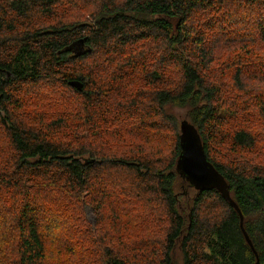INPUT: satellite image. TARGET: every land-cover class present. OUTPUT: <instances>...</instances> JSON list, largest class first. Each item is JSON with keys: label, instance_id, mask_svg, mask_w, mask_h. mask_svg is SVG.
<instances>
[{"label": "trees", "instance_id": "trees-1", "mask_svg": "<svg viewBox=\"0 0 264 264\" xmlns=\"http://www.w3.org/2000/svg\"><path fill=\"white\" fill-rule=\"evenodd\" d=\"M261 80L264 0H0V264H264Z\"/></svg>", "mask_w": 264, "mask_h": 264}, {"label": "water", "instance_id": "water-1", "mask_svg": "<svg viewBox=\"0 0 264 264\" xmlns=\"http://www.w3.org/2000/svg\"><path fill=\"white\" fill-rule=\"evenodd\" d=\"M68 84L77 91H81L83 87L81 81H70ZM180 128L181 152L176 161V171L194 189L200 191L215 190L239 213L237 207L230 200L223 177L207 161L200 137L195 129L186 122H182ZM239 217L242 227V217L241 215Z\"/></svg>", "mask_w": 264, "mask_h": 264}, {"label": "rangeland", "instance_id": "rangeland-1", "mask_svg": "<svg viewBox=\"0 0 264 264\" xmlns=\"http://www.w3.org/2000/svg\"><path fill=\"white\" fill-rule=\"evenodd\" d=\"M85 1V0H84ZM69 13H71V12H69ZM59 15L57 16L58 18H59V20H65V19H67L68 17H66L67 15H65L64 13H62V12H60V13H58ZM73 14H74V16H76V11H74L73 12ZM261 81H264V80H261ZM259 89H260V92L261 93H263V88L261 87V84H259ZM264 87V86H263ZM72 88V87H71ZM72 89H74V88H72ZM258 93H259V91H258ZM72 94V93H71ZM247 95L248 94H245V95H242L241 97L243 98V99H245V98H247ZM37 105H38V103H37ZM238 109H240L241 111H243L242 110V108L241 107H237ZM43 111H46L47 110V107H44L43 109H42ZM34 114H35V112H33ZM36 113L37 114H39L40 113V110H37L36 111ZM172 113L175 115V117L181 122L182 120H184L185 119V112H184V110H182V109H173L172 110ZM0 146H2V143H0ZM146 149V148H145ZM0 153L1 154H3V153H5L4 152V149H2V148H0ZM145 153H150L149 151H147V149H146V151H145ZM211 157V156H210ZM157 158H159V157H157ZM183 192H180L179 193V195H181V197H185V195L183 196V194H182ZM190 195L192 196V193H190ZM184 208H185V212H186V215L190 212V210H191V205H188V204H185V206H184ZM90 210L89 209H86V214H87V219H88V221L91 223V225L93 224V222L92 221H94L93 220V216L90 214V212H89ZM151 226H152V222H151V219L149 218L148 220H147V222L142 226V227H140L141 229L138 231V230H130V231H124V232H128V234H130L131 236H134V237H138L141 233H143L144 235H147V236H150L151 235ZM92 228H94V234L93 235H96V231H97V229L99 230V226H93L92 225ZM134 229V228H133ZM131 236H129V237H127V238H130ZM128 241V240H127Z\"/></svg>", "mask_w": 264, "mask_h": 264}]
</instances>
